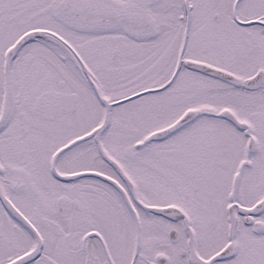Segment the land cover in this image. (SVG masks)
<instances>
[{"label":"snow or ice","instance_id":"obj_1","mask_svg":"<svg viewBox=\"0 0 264 264\" xmlns=\"http://www.w3.org/2000/svg\"><path fill=\"white\" fill-rule=\"evenodd\" d=\"M0 264H264V0H0Z\"/></svg>","mask_w":264,"mask_h":264}]
</instances>
